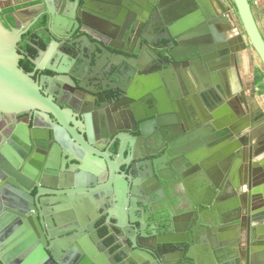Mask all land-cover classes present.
<instances>
[{
	"label": "flooded vegetation",
	"instance_id": "af4514ba",
	"mask_svg": "<svg viewBox=\"0 0 264 264\" xmlns=\"http://www.w3.org/2000/svg\"><path fill=\"white\" fill-rule=\"evenodd\" d=\"M47 1L56 16L51 28L56 26L66 35L70 25L64 29L60 18L64 12L79 14L80 8L67 0ZM22 3L23 0H6L11 13L6 14V10L2 13L7 28L24 33L17 45L23 57L20 66L25 71L21 62L31 63L33 69L25 72L34 74L44 97L53 98L62 113L70 114L61 121L39 108L11 116L0 112V240L12 231L4 226L5 218L13 213L21 220L19 209L33 207L37 215H44L41 231L47 241L45 248L58 264H141L137 258L145 260L146 256L149 260L146 264H163L162 256L166 261L175 256L183 259V251L162 255L158 245L173 239L188 240L186 233L193 215L188 210L180 213L186 205L185 194L182 196L177 191L182 202L173 204L157 172L171 178L175 176L174 166L180 176L188 177L196 167L202 169L212 148L210 134L203 133L194 141L196 145L193 144L191 152L196 163L187 165L182 153L166 155L165 142L152 124L154 118L149 117L152 112H159L160 102L150 107L144 84L156 78L160 80L161 86L156 91L164 90L169 97V108L173 110L170 116L177 122L185 120L204 128L211 120V108L222 102V96L215 92L214 81L209 77L212 83H203L197 63L193 68L195 77L190 66L174 69V60L166 57V49L171 47L159 40L168 20L156 7H146L141 0L108 3L89 0L88 8H81L82 22L77 25V33L63 39L49 31V8L43 9L40 3L21 6ZM178 3L168 4L166 9L171 10ZM250 3L253 6V1ZM230 33L239 43L233 29ZM146 36L159 40L158 46H150L155 52L143 47ZM136 40L137 47L144 48L141 57L136 52L129 54L134 52L132 45ZM111 46L121 50H112ZM173 47L179 45L175 43ZM249 49L239 44L237 51L230 53V69L238 82L240 63ZM40 51L49 53L40 57ZM177 55L180 58L188 54L179 50ZM206 57L208 63L215 62L219 67L226 63L220 52L215 58L211 54ZM37 59L43 67L38 71L33 64ZM186 60L182 58L178 64ZM230 69L226 68L228 72ZM72 71L82 77L86 90L70 83L60 86L68 81L64 73ZM164 74L171 77L169 84L176 86V100L171 98L168 85L162 79ZM194 85L202 91L191 93ZM218 85H222L220 79ZM161 109H167L162 99ZM223 112L222 108L218 114ZM83 116L90 119L88 129L81 119ZM182 124L176 125V134L185 137L195 132ZM140 125L145 126L143 135L139 132ZM72 128L90 129L91 140L86 133L70 132ZM221 139L219 145L223 144ZM218 170L221 174L225 172L222 167ZM190 177L198 188L207 185L203 172H195ZM30 201L32 207L27 204ZM164 202L172 215V228L164 214ZM225 203L228 202L224 200L222 207L226 209L218 207L217 213L228 212ZM217 220L221 229L218 230V255L223 252L239 257L246 249V235L237 230H223L226 225L220 217ZM228 234L232 236L230 245ZM193 255L202 263L203 252Z\"/></svg>",
	"mask_w": 264,
	"mask_h": 264
},
{
	"label": "water",
	"instance_id": "95a60500",
	"mask_svg": "<svg viewBox=\"0 0 264 264\" xmlns=\"http://www.w3.org/2000/svg\"><path fill=\"white\" fill-rule=\"evenodd\" d=\"M67 1L74 3L77 8H80V11L79 14L64 12L60 18L64 23V29L68 24L70 25V28L65 31L66 35L62 34L64 31L57 30L56 26L51 28V22L55 21L56 16L49 8L47 0H23L21 6L40 3L43 9L49 8L47 12L50 20L49 31L63 39L64 36L72 38L77 33V25L82 22L81 8L87 9L89 4V0ZM97 1L108 3L113 0ZM141 1L145 3L146 7H156V10H160L161 16L168 20V25L163 28L161 32L163 34L159 36L162 38L159 40H161V44L166 43V46L171 47L166 49L168 51L166 57L174 60V69H178L181 65L190 66L191 73L195 77L196 73L193 68L197 63L203 83H212L210 81L212 79L216 85L215 92L222 96L221 104L211 108L213 114L210 117V122L201 128V125H193L185 120L177 122L170 116L169 113H172L173 110L169 108V97L166 96L164 90H160V93L156 91L161 86L160 80L155 77L156 80L144 84V93L148 94L150 107H155L160 102L159 112H152L149 117L154 118L152 124L157 127V131L160 132L157 134L165 142L163 149L166 150V155L168 154L170 157L175 153H182L186 156L187 165L196 163L191 150L194 148V141L198 140L203 133L210 134L209 142L212 146L211 150L207 152L208 158L204 167L200 170L198 167L191 170L188 177L180 176L178 169L174 166L172 170L175 172V176L171 178L157 172V176L173 204L180 205L182 202L181 197L176 195L177 191L182 193V196L185 194L183 199L185 200L184 205H186L185 208L180 209V213L183 214L188 210L193 215V222L186 233L188 240L173 239L158 245L162 255L183 251V259L179 260L175 256L176 258L169 257L166 261L162 256L161 261L163 264H180L182 261L186 264H200L201 261L193 255L194 252L200 251L204 253L201 264H216L215 262L218 260L215 255L222 260L223 264H259V260H263L264 263V113L255 105L254 97L245 94L242 80L240 79L238 82L235 79L230 69L232 65H230L229 59L230 53H235L238 45L242 44L244 49L250 48L251 52L256 54L264 75V36L260 31L253 6L250 0ZM173 2L179 3L171 10L166 9L168 4ZM101 6L105 8V5L101 4ZM9 8L10 5L6 4V0H0V112L11 116L39 108L51 112L62 121V118H66V114L70 113H62L59 107L54 104L53 98L44 97L39 82L34 79V74L26 73L20 66V60L23 57L20 56L17 45L24 33H20L17 28H7L4 25L2 13ZM172 14L173 16H171ZM74 24H76L75 27ZM231 29L234 30L239 43L231 35ZM144 40V48L159 45V40H152L148 36L144 37ZM134 43L132 45L135 47L134 52H130L132 50L126 52H130V55H134L136 52L141 57L144 48L137 47V40ZM175 43L179 47L174 48ZM72 44L74 45L75 42ZM111 49L121 50L115 46H111ZM150 49L154 51L153 48ZM179 50L187 52L188 55L179 58L177 55ZM218 52H220L221 58L225 57L226 61L225 65L221 67L214 64L215 62L208 63L206 57V54H211L212 58H215ZM48 53L40 51V57H45ZM182 58L184 61L187 58L186 63L178 64ZM33 64L36 71L43 69L40 59L34 61ZM94 65L96 64L94 63ZM227 67L230 72L226 70ZM64 75L68 77V81L60 83V86L70 83L86 90L79 73L72 71L65 72ZM169 78L171 77L164 74L162 79L168 85L171 98L176 100L178 97L174 88L176 86L169 84ZM218 79L222 81L221 86L218 85ZM198 91L202 90L195 86V89L192 87L191 93L196 94ZM129 94L131 97L132 93ZM134 98L136 97L134 96ZM161 99L167 105L165 110L161 109ZM222 108L224 112L218 114ZM81 119L86 123L88 129L89 117L83 116ZM180 122L185 128L195 129V132L185 137L176 134L175 131L178 130L176 125L178 126ZM73 126L72 123L71 127ZM101 127L105 131V125L102 124ZM76 131L74 128L70 129L72 133ZM144 131L145 126L140 125L139 132L143 135ZM80 132L86 133L91 140L90 129L86 131L85 128V130L77 131V133ZM221 137L223 144L219 145L218 141ZM220 167L225 170L224 174L218 170ZM195 172H203L207 178L204 181L207 182L208 187L206 184L200 188L193 185V178L190 176ZM224 200L228 202L225 203L228 206V212H222L226 213L225 215L217 213L218 207L226 209L222 207ZM27 204L32 207L31 201ZM163 207L165 216H168L166 218L168 225L172 228V215L167 210L165 202ZM19 210H21V220L16 219L13 213L5 220L3 219L4 226L9 227L12 231L6 234L4 240H0L3 241L2 251L0 249V264H58L45 248L47 241L41 231V218L44 215H37L33 207L32 210L22 207ZM219 217L226 225L223 230H237L241 235H246L244 238L246 239V249L239 257L231 253L227 256L223 252L218 255L220 252L218 249L220 247L218 232L220 227H218L217 218ZM151 230L152 228H150ZM226 237L228 239H225L230 245L232 242L229 238L232 236L228 234ZM149 249L153 248L149 247ZM203 249L204 251H202ZM54 256L57 259V256ZM137 261L146 264L149 260L146 256L145 260L137 258Z\"/></svg>",
	"mask_w": 264,
	"mask_h": 264
},
{
	"label": "crops",
	"instance_id": "0c3cea01",
	"mask_svg": "<svg viewBox=\"0 0 264 264\" xmlns=\"http://www.w3.org/2000/svg\"><path fill=\"white\" fill-rule=\"evenodd\" d=\"M253 1L254 14L256 15L258 25L262 35L264 36V0H250ZM242 63H240V76L245 86V94L251 95L255 105L259 110L264 113V75L262 73V67L256 54H253L251 50L245 52ZM204 251V249L202 250ZM218 260L216 264H223L222 260L215 255ZM263 260H259V264H264Z\"/></svg>",
	"mask_w": 264,
	"mask_h": 264
},
{
	"label": "trees",
	"instance_id": "16d2710c",
	"mask_svg": "<svg viewBox=\"0 0 264 264\" xmlns=\"http://www.w3.org/2000/svg\"><path fill=\"white\" fill-rule=\"evenodd\" d=\"M5 13H6V14H7V13H11V10H10V9H9V10H6ZM11 21H12V20H11ZM21 65L25 68V71H26V72H28V71H30V70L33 69V65H32L31 63H29V62H27L26 64H24L23 62H21Z\"/></svg>",
	"mask_w": 264,
	"mask_h": 264
}]
</instances>
